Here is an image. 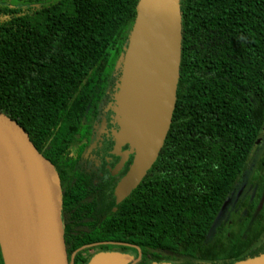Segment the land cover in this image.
Segmentation results:
<instances>
[{"label":"trees","instance_id":"16d2710c","mask_svg":"<svg viewBox=\"0 0 264 264\" xmlns=\"http://www.w3.org/2000/svg\"><path fill=\"white\" fill-rule=\"evenodd\" d=\"M137 2L0 0V111L27 129L59 179L69 263L85 264V251L101 244L187 264L264 254V241L229 251L206 243L263 136L264 0H180L176 103L158 158L119 204L71 198L78 157L116 91Z\"/></svg>","mask_w":264,"mask_h":264},{"label":"water","instance_id":"95a60500","mask_svg":"<svg viewBox=\"0 0 264 264\" xmlns=\"http://www.w3.org/2000/svg\"><path fill=\"white\" fill-rule=\"evenodd\" d=\"M125 48L112 108L118 131L114 153L127 144L133 153L129 171L117 184L121 203L154 164L167 136L176 103L181 62L180 0H138ZM0 147L26 197L30 198L35 228L31 264H70L60 215V183L44 153L27 129L0 111ZM125 159V156L123 157ZM27 213L20 209L15 223ZM13 240L0 227L4 264H16ZM117 253L94 256L88 264H126ZM235 264H264V254Z\"/></svg>","mask_w":264,"mask_h":264},{"label":"flooded vegetation","instance_id":"af4514ba","mask_svg":"<svg viewBox=\"0 0 264 264\" xmlns=\"http://www.w3.org/2000/svg\"><path fill=\"white\" fill-rule=\"evenodd\" d=\"M115 93V90L109 91L108 97L103 102L98 120L93 125V142L88 153L78 157L83 172L72 182L71 186L74 189L71 198L74 195L75 200L78 199L91 204L98 200L105 207H110L112 203H115V188L129 171L134 156L127 144L120 147L119 155L114 153L115 141L112 133L119 129L112 110ZM263 139L264 129L260 141ZM124 156L125 159H123ZM63 181L66 184V182L71 181V177L64 176ZM111 211L114 212V209ZM100 253L120 254L128 260L126 264H187L191 261L190 258L179 255L141 251L133 245L101 244L85 251L84 255L88 258L85 264H88L94 256Z\"/></svg>","mask_w":264,"mask_h":264},{"label":"rangeland","instance_id":"374dc122","mask_svg":"<svg viewBox=\"0 0 264 264\" xmlns=\"http://www.w3.org/2000/svg\"><path fill=\"white\" fill-rule=\"evenodd\" d=\"M216 239L227 251L235 245L246 249L264 241V139L254 148L247 170L223 204L206 243Z\"/></svg>","mask_w":264,"mask_h":264},{"label":"bare ground","instance_id":"6f19581e","mask_svg":"<svg viewBox=\"0 0 264 264\" xmlns=\"http://www.w3.org/2000/svg\"><path fill=\"white\" fill-rule=\"evenodd\" d=\"M31 205L0 147V227L7 238L13 240L16 264H31L35 238ZM23 208L27 209V213L12 224L13 216Z\"/></svg>","mask_w":264,"mask_h":264}]
</instances>
